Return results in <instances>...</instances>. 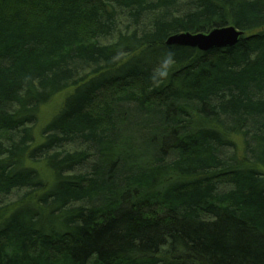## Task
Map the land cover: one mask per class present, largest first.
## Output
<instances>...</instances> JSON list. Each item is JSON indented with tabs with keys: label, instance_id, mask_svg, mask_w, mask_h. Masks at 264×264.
I'll use <instances>...</instances> for the list:
<instances>
[{
	"label": "trees",
	"instance_id": "16d2710c",
	"mask_svg": "<svg viewBox=\"0 0 264 264\" xmlns=\"http://www.w3.org/2000/svg\"><path fill=\"white\" fill-rule=\"evenodd\" d=\"M0 264H264V0H0Z\"/></svg>",
	"mask_w": 264,
	"mask_h": 264
},
{
	"label": "water",
	"instance_id": "95a60500",
	"mask_svg": "<svg viewBox=\"0 0 264 264\" xmlns=\"http://www.w3.org/2000/svg\"><path fill=\"white\" fill-rule=\"evenodd\" d=\"M244 32L233 26L215 28L208 33H180L167 40L168 45L184 46L208 52L217 49H226L239 43Z\"/></svg>",
	"mask_w": 264,
	"mask_h": 264
},
{
	"label": "rangeland",
	"instance_id": "374dc122",
	"mask_svg": "<svg viewBox=\"0 0 264 264\" xmlns=\"http://www.w3.org/2000/svg\"><path fill=\"white\" fill-rule=\"evenodd\" d=\"M63 98H64V95H60V96L56 97L52 101V103L45 106L41 110L39 128H41L43 125H45L54 116V114H56V112L58 111V109L60 107V104H61ZM36 132L38 134L39 129H37Z\"/></svg>",
	"mask_w": 264,
	"mask_h": 264
}]
</instances>
